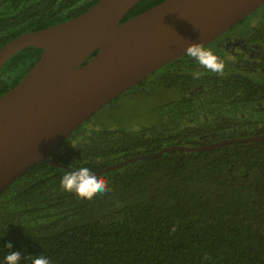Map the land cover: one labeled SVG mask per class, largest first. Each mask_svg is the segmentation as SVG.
<instances>
[{"label": "trees", "instance_id": "trees-1", "mask_svg": "<svg viewBox=\"0 0 264 264\" xmlns=\"http://www.w3.org/2000/svg\"><path fill=\"white\" fill-rule=\"evenodd\" d=\"M96 1L0 0V46ZM160 1L139 0L121 21ZM225 33L232 45L204 46L224 62V75L184 54L153 84L145 80L150 90L176 92L157 123L136 131L82 124L51 156L96 172L163 146L264 135V3ZM40 52L25 47L0 67V94ZM66 171L40 161L0 194V264L9 251L20 252L21 264L39 255L51 264H264V140L132 161L100 174L111 191L91 201L60 190Z\"/></svg>", "mask_w": 264, "mask_h": 264}, {"label": "water", "instance_id": "water-1", "mask_svg": "<svg viewBox=\"0 0 264 264\" xmlns=\"http://www.w3.org/2000/svg\"><path fill=\"white\" fill-rule=\"evenodd\" d=\"M138 1L97 0L71 18L26 31L0 46V67L25 47L41 50L20 80L0 94V194L40 161L72 170L51 154L74 130L151 72L183 56L190 44L205 46L264 3L162 0L121 21ZM252 140H264V135L163 146L95 173L171 150L199 151Z\"/></svg>", "mask_w": 264, "mask_h": 264}, {"label": "rangeland", "instance_id": "rangeland-1", "mask_svg": "<svg viewBox=\"0 0 264 264\" xmlns=\"http://www.w3.org/2000/svg\"><path fill=\"white\" fill-rule=\"evenodd\" d=\"M175 96L176 92L172 89H164L160 93V91L142 90L137 87L117 96L83 124L96 129L140 130L157 123L162 111L161 106Z\"/></svg>", "mask_w": 264, "mask_h": 264}, {"label": "clouds", "instance_id": "clouds-1", "mask_svg": "<svg viewBox=\"0 0 264 264\" xmlns=\"http://www.w3.org/2000/svg\"><path fill=\"white\" fill-rule=\"evenodd\" d=\"M185 55L196 61L202 68L209 72L224 75L225 64L210 49L203 44H190L186 48ZM71 171H66L59 181L62 192L74 194L82 200L91 201L97 196H102L111 191L108 181L97 175L88 166L73 167ZM12 248L11 243L7 245ZM22 256L20 252L9 251L4 258V264H21ZM31 264H51L44 255L31 257Z\"/></svg>", "mask_w": 264, "mask_h": 264}, {"label": "flooded vegetation", "instance_id": "flooded-vegetation-1", "mask_svg": "<svg viewBox=\"0 0 264 264\" xmlns=\"http://www.w3.org/2000/svg\"><path fill=\"white\" fill-rule=\"evenodd\" d=\"M226 32V31H225ZM225 32L223 33V34H225ZM222 34V35H223ZM221 36V35H220ZM219 36V37H220ZM218 38V37H217ZM215 39V40H213V41H215L217 44H221V42H223L224 44H226L227 46H229V45H232L231 44V38L229 37V35L228 34H226V36L224 35V36H222V38L220 39V38H218V39ZM220 39V40H219ZM213 41H211V42H213ZM231 47V46H230ZM166 65V64H165ZM164 66V65H163ZM163 66H161L160 68H158L157 70H155V71H153V72H151L144 80H142L141 82H139L138 84H136L135 86H133V87H131L129 90H131V89H137V87H139V89H142V90H149V88L145 85V84H147L146 82H145V80L146 81H149L150 83H148V84H153L157 79H158V76H159V74H158V71L160 70V69H162L163 68ZM125 93V92H124ZM123 94V93H122Z\"/></svg>", "mask_w": 264, "mask_h": 264}]
</instances>
